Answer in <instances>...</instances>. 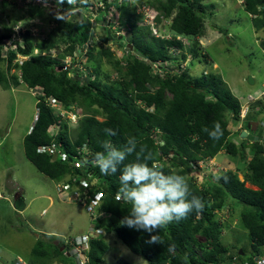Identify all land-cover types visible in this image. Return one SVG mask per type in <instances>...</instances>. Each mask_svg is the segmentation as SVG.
Here are the masks:
<instances>
[{
	"label": "trees",
	"instance_id": "1",
	"mask_svg": "<svg viewBox=\"0 0 264 264\" xmlns=\"http://www.w3.org/2000/svg\"><path fill=\"white\" fill-rule=\"evenodd\" d=\"M100 1L104 4V10L98 20L102 21L108 11L115 14L119 25L125 27V33L121 32L122 38L126 37L125 40L133 45V53L123 64L114 61L113 67L119 74L118 79L102 83L99 73H96L92 79L89 74L87 84H82L80 78L67 76L68 70L62 69L61 60L65 55L73 54L77 45L82 47L86 42L87 59H95V54L90 50L94 44L88 41L89 23L84 13H88ZM204 1L138 0L140 5L147 4L170 19V39L152 37L153 40L145 41L144 36L151 31L146 26L143 31L144 26L137 25L136 5L130 4L128 0L120 3L118 0H87L86 3L77 0L76 6L82 7V11L79 16L71 19L72 24L67 33L70 40L62 44L64 52L57 48L55 56L43 54L56 48L49 39L51 32L43 40L34 42L30 32L26 31L21 37L22 45L16 42L15 49L22 55L30 56L21 64H13L16 51L10 50L6 54L2 51L3 39L9 38L10 34L0 36V62L6 59L7 63L5 72L0 68V85L7 89L20 84L17 74L10 78L8 76V72L15 67L20 70L23 83L29 88H38L41 93L36 104L37 119L23 139L27 159L41 173L60 181L72 170L75 146L87 143L93 159L95 152L102 151L99 141L108 140L117 148H123L126 139L134 136L138 146L146 145L153 152L154 159L149 162L150 166L155 163L166 174L175 172L183 175L190 192L202 200L204 207L199 214L193 210L186 219L172 221L158 232L163 243L149 244L146 242L150 238L149 233L120 223L129 214L131 205L117 198L119 171L115 175H104L96 165L85 166L96 178L95 182L90 180L85 187L89 197L102 190L100 209L111 213L110 218L97 220L95 226L114 234L132 253L148 264H231L234 256L240 261L237 264H257L256 258L259 259L264 249V145L253 144L250 147L251 151L255 146L251 152L253 156L245 162L247 141L242 139L237 145L233 137H230L229 121L239 120L240 103L218 73L203 70L197 77H192L186 68L179 74L163 65H160L164 71L161 75L150 73L151 63L177 59L178 50L183 49V44L176 35L194 37L202 33ZM6 2L9 3V0H2L0 6ZM74 6H69L67 0H64L60 8L64 11ZM243 8L247 13L255 15L252 20L255 31L264 29V0H243ZM29 9L31 18L44 19L45 8L41 4L32 2ZM156 20L160 22L158 17ZM100 38L108 42L112 37L107 33L100 35ZM259 45L264 49V39L260 40ZM200 47L201 44L196 40L194 46L189 48L191 65L194 59H200ZM34 48L39 49L38 55L31 54ZM108 49L102 53L111 56ZM202 55L204 58L209 57L205 53ZM181 59H186L185 53L181 54ZM49 97L63 107L81 106L86 114L74 131L61 124L62 128L56 137V143L73 156L72 162L69 159H52L38 150L40 146L52 141L48 128L58 119L46 105ZM263 110L262 102L251 108L253 112L247 113L244 128L247 129L248 120H256ZM214 122H219L223 130L219 140L211 139L202 130L204 127L211 129ZM257 133L255 131L252 134ZM222 149L232 156H239L244 163L241 170L243 181L234 171L227 169L219 175L227 179L213 182L205 178L201 186L197 185L195 177L190 174L193 172L192 162L212 158ZM134 159V155L128 157L129 161ZM75 173L79 172L76 170ZM236 206L240 210V224L247 230L250 239L249 247L241 248L242 253H239L238 247L223 243L222 230L230 223L220 220L218 216L219 212L230 213L231 209L230 215L233 217ZM170 244L175 245L174 252L168 251ZM197 248L201 250L199 255ZM107 250L108 244L102 237L91 239L87 252L89 263L101 264ZM53 261L74 264L71 256L65 250H60L58 244L38 238L28 259L29 264H51Z\"/></svg>",
	"mask_w": 264,
	"mask_h": 264
},
{
	"label": "rangeland",
	"instance_id": "2",
	"mask_svg": "<svg viewBox=\"0 0 264 264\" xmlns=\"http://www.w3.org/2000/svg\"><path fill=\"white\" fill-rule=\"evenodd\" d=\"M43 1V7L45 8L44 19L30 17L29 8L31 0H9V3L2 4L0 6V35L8 32V27H11V24L14 29L12 38L16 39L28 30L33 41L36 42L43 40L51 32L49 34L50 42H54L55 47L60 52H64V45L62 44H64V41L70 40L67 33L72 24L71 19L74 16L80 15L82 7L76 6V4V7L72 5L74 8H70L71 11L67 16V21H64L54 18L58 10L56 6L57 1ZM242 4L243 0H205L203 2L205 10L203 14V30L206 28L205 33L206 35L210 34L212 40H205L206 38L198 39L201 44V50L198 51L201 54L198 57L200 59H194V64H189L186 69L192 77H197L203 70L207 73L214 72L220 74L233 95L240 102L244 103L249 98L253 100L254 95L257 96L264 91V49L262 50L259 45L260 40L264 39V29L255 31L253 21L242 7ZM135 8L136 13L139 11L144 12L139 3ZM59 10L63 11L60 7ZM91 13H94V8L90 10V13H84V16H86L89 23V40L91 44H94L90 50L95 54V59L86 60V50L84 49L81 51L83 57L80 56L79 58V66L83 67V62L86 61L84 72L87 71L92 77H95L96 73H99L101 82L107 84L119 78V74L113 67L114 61L118 60L122 64L124 58L128 59L131 57L133 46L130 47L128 45L131 43L125 40L126 37L124 38V42L116 39L115 41L104 43L100 35L110 34V31L112 34L114 32L115 34H120L121 27H119L120 25L113 13L108 14L109 16L104 22H96ZM108 18L110 21H108ZM159 19L160 22L157 26L156 34L161 35L160 31H166L167 34L165 36L169 38V24L167 20H164L161 16H159ZM169 21L170 19H168ZM109 23L111 25L108 26ZM102 24H105L108 28L104 30V28H101ZM146 24L147 19L144 18V14L142 15V19L138 17L137 25L144 26L142 27L143 31ZM202 34L204 33L202 32ZM152 37H155V35L150 32V34L144 36V40L148 42L153 40ZM185 38V46L178 52L177 59H173V62H163L164 66L171 70H178L182 69V66L188 60H191L188 51L191 45L194 46L195 37ZM105 49L111 52V56L102 53ZM37 51V49H34L33 54H38ZM182 53H187V59L183 62L181 59ZM204 53L209 55V57H202ZM24 58L20 57V60H24ZM76 58L72 59L71 66L73 68L76 66L73 64ZM177 61L181 64H178ZM159 64L161 62H158L156 67L152 68L154 73L164 72L159 69ZM6 66V59H4L0 62V68L5 72L7 70ZM14 72V70L8 72L9 78ZM76 72L77 68L73 71L69 70L67 76L74 79L77 77ZM248 76L252 77L253 83L247 80ZM86 83L87 81H84V84ZM36 102V91L29 89L26 84L12 85L7 89L0 85V264H15L18 257H22V259L28 261L37 239L51 241L50 233L53 231H56L57 233L54 234L61 236V239L62 237L74 239L80 234L88 233V231L85 232L88 225L86 210L77 202H71L68 205L64 204L63 200L67 199L58 197L54 180L41 173L28 161L24 154L22 138L34 122ZM257 104L258 102L255 101L246 105L249 106V111L251 112V108L256 107ZM79 108L83 112L82 108ZM263 117L260 115L257 119L260 120ZM238 123L235 124L234 120L230 125L231 137H233L237 145L241 142L237 134L242 129L238 127ZM243 124L245 122L242 123V126ZM75 125L74 123H70L69 126L73 128ZM261 130L262 127L260 126L258 133L251 135L257 138L260 137ZM250 131L248 130V133ZM255 139L249 138L248 146H252L251 144H253ZM248 149L250 150V148ZM252 150L247 153L248 157ZM223 152L221 150L215 157L205 162L199 161L194 166L195 169L190 174L195 177L197 185L201 186L205 178L216 182L217 180L214 176L220 175L222 170H235L238 168V165H243L238 156L232 157ZM89 163L91 164L90 161ZM76 170L79 172L77 177L80 175L84 179L90 176L86 172L81 173V170H83L81 164L75 165L71 173ZM88 178L89 180H94L93 176ZM66 192L67 189L64 193ZM22 198L25 206L27 205L23 211L17 209L15 206ZM230 205H233V203L230 202ZM236 207L233 217L230 215L231 209L230 213L224 211L219 214L220 220H226L230 223L228 227L223 228L221 239L227 246L234 245L240 250L242 247H249L250 239L247 230L243 229L240 224V210L239 206ZM73 220L78 222L77 229L71 230ZM100 236L108 244V250L104 254L101 264H148L144 259L132 253L114 234L101 232ZM249 251L250 249L248 248ZM200 252V248H197L198 255ZM51 264L61 263L53 261Z\"/></svg>",
	"mask_w": 264,
	"mask_h": 264
},
{
	"label": "clouds",
	"instance_id": "3",
	"mask_svg": "<svg viewBox=\"0 0 264 264\" xmlns=\"http://www.w3.org/2000/svg\"><path fill=\"white\" fill-rule=\"evenodd\" d=\"M21 1H25V0H21ZM32 2H36V0H31V3ZM80 2L86 3L87 0H80ZM1 3H2V1H1ZM36 3H39L43 6L44 1L40 0V1H37ZM63 3H64V0H57V9L58 10L56 11L54 18L67 21V16L70 13L71 9L68 8L65 11H60L59 7ZM67 3L69 6H72V5H75L77 3V0H67ZM130 4L138 6V0H130ZM143 5H145L147 8H149L150 14H152V13L154 14V18L152 19L153 24L151 25V23H149V21L147 19L146 27L155 35V37H162L165 39H170L172 36V31H169V29H168V33L170 34L169 38H167L165 36V34H167L166 31L161 32L159 30L161 35L158 34L159 35L158 36L156 34L157 33V26L159 24L156 19H157V17L159 18V16H161L164 20H167L168 24H170V21L168 22V19H166L164 17V15H162L161 12L151 9L147 4H141V7ZM242 7H243V4H242ZM135 12H136V8H135ZM141 14L143 15L144 12L139 11L136 13V15L142 19ZM250 15L252 18L255 17V15H253V14H250ZM10 26L11 27H8V32H6L5 34L3 33L0 36H4V35L6 36V34H10L9 38L3 39V44H5L6 40L12 39V43L14 46H11L8 49L3 50V45H2V51L4 54L9 52L10 50L16 51V49H15L16 42H19L22 45V41H21L22 35H21V37L18 36L17 39L12 38V34H14V29H13L12 24ZM119 27H121V25ZM101 28H104V30H106V28L104 26H101ZM98 29H99V27H98ZM123 29L124 28L121 27L120 34L117 36L114 33L112 34L110 31V36L112 38L109 41H115L116 39H118L120 42L123 41L124 39L122 38V35H121V32H124ZM89 33H90V31H89ZM185 37H193V36L176 35V38L178 40L182 41L183 47L185 46V42H184L186 40ZM194 37H195V41L198 40L197 36H194ZM88 41L90 42L89 36H88ZM119 41H117V42H119ZM104 43H107V42H104ZM128 43H130V42H128ZM128 45H130V44H128ZM87 46H88V42L84 43L82 45V47L77 45L73 54H67V55H65L64 59L62 58V60H61L62 65H63L62 69H67L69 72V70L73 71L75 68H77V72L75 73L77 77L74 79L80 78L82 80L81 81L82 84H84V81H86L88 76H90L89 75L90 73H87V71L84 72V69H86V67L84 66L86 61L83 62V67L79 66L80 65L79 64V61H80L79 58H80V56L83 57V55L81 54V51L84 49L87 51V49H88ZM131 46H133V45L131 44ZM105 47H108V46H105ZM34 49H37L38 50L37 53L39 54V49L38 48H34ZM127 50H129V49H127ZM56 52H57V48H53V49H50L49 51L43 52V54H50L51 56H55ZM178 52H179V50H178ZM31 54L34 55L33 51ZM38 54H36V55H38ZM138 54H139V52H138ZM185 54H187V53H185ZM15 55H16V57L12 61L13 64H16V63L21 64L24 60H27L30 56V55H22V54L18 53V51H16ZM189 55L192 58L191 54H189ZM20 57H25V58H24V60H20ZM75 57H77V58L73 64H75L76 66H74V68H73L71 66V63L73 62L72 59L74 60ZM68 58H70L69 65H67V62H66V60ZM87 58L88 57L86 55L85 59L88 60ZM125 59L126 58H124V61H125ZM186 59H185V61H186ZM124 61L122 62V64L124 63ZM158 62H161V64L158 65V67L160 69V65H163L162 64L163 62H173V61L172 60H170V61L158 60L157 62L151 63L150 73L153 75L154 74H158V75L160 74L161 75L162 73H164V72L154 73L152 71L154 64H157ZM190 62L191 61L188 60L186 62V64L184 66H182L183 67L182 69H178L176 71L179 74H181L185 70V68L187 66H189ZM178 64H181V63L179 62ZM12 70L15 71L12 74L18 75L20 84L23 83V81L21 80L20 70L18 68H15V67H13L10 70V72ZM172 71H174V69H172ZM91 78H93V77L91 76ZM29 89H31V90L34 89L36 91L37 102H38V97H40V95H41L38 88H29ZM235 98L238 100V102L240 103V107H241L240 114H239V120H238V121H240V120L241 121L238 123V121L235 120V124L238 123V127L242 128L238 132L237 137L240 139V141L242 139H245L247 141V146L245 148V156H246L245 162H246L253 156V154H250L249 157L247 156V153L250 152V150L248 148L251 147V146H248V144H249L248 139L249 138L250 139L256 138L254 140L253 144L259 143V144L264 145V138H263L264 137V131H263L264 130V117L261 118L260 120L257 119V118H259L260 115L264 116V110L262 113L259 114V116L257 115L256 120H248L247 125H246L247 129H245L244 128L245 126H244V124L242 126V123H244V122L246 123L245 117L249 111V106L246 104L253 103L255 101L260 102V103L262 102L264 104V91H262L257 96L254 95L253 100H251L250 98H249V100L247 99L244 102L246 104L240 102L236 96H235ZM37 102H36V104H37ZM52 103H56L58 108L53 107ZM46 105L49 107V109L51 110L53 115L56 116L58 119H55L54 120L55 122L52 125H50V127L48 128V134L52 137V141L47 145L40 146L38 148V150H39V152L48 155L52 159H58V160L69 159L70 162H72L71 157H73V156H71V154L69 152H67L64 148H62L61 146H59L56 143V137L59 135V132L62 128L61 124H65L70 131H74L73 129L77 128V125H79L80 120L86 114H85V112L81 106L71 105L69 107H63L56 100H54L52 97H49L46 99ZM35 107H36V105H35ZM79 107L82 108L83 112L80 110ZM244 108H245V110H244ZM60 110L66 111V112L64 114H61ZM37 115H38V108L36 107V114H35L34 122L37 119ZM71 115H74V117H71ZM99 120H101V119H99ZM251 121L257 122L254 130L252 129V125H249V123ZM34 122L30 126V128L28 129L26 134L31 131V129L34 125ZM231 122H233V120ZM231 122L229 121V129H230ZM70 123L76 124L75 127L70 128L71 127V126H69ZM260 126L262 127V130L260 131V134H261L260 137L257 138V137L251 136L252 132L258 131ZM202 130L204 132H206L209 135V137L213 140H219L221 138V136L223 135V130H222L219 122H214L213 127L211 129H209L208 127H204ZM248 130H251L252 132L250 131V133H248ZM108 131L111 132V130H108ZM243 131H245V133H246L245 136L241 135ZM111 134L115 135L114 132H111ZM231 135H232V133H231ZM231 135H230V137H231ZM24 136L22 139H24ZM99 144H100V147L102 148V151L95 152L93 154V159L91 158L92 151L90 150L89 145L87 143H83L81 145L75 146L76 152L74 154L75 161L73 163V167L75 165L77 166V164H81L82 169H83V170H81V173L86 172V174L90 175L88 177H92L93 174H92V172L87 171V168L85 169V166L91 167L93 165H96L99 168L100 172L104 175H109V174L115 175L119 171V176H118L119 188H118L117 198L121 199V200H123L126 203L131 205V208L128 210L129 214L124 216L123 219L120 221V223L122 225H126L129 228H133L136 230H143V231L149 233L150 238L146 241L147 243H149V244H162L163 241L161 240L160 236L158 235V232L164 226H166L167 224L171 223L174 220L179 221L182 219H186L187 216L193 210H195L197 212V214H199L203 210L204 205H203L202 200L198 196L193 195L190 192L189 185H188V182L185 179V177L183 175L177 174L175 172H170V173L166 174L160 168V166H158L155 163H152L150 166L149 162L154 159L153 152L148 150L146 145L140 144L138 146V141L136 140V138L134 136H129L126 139V143L123 146V148H117L114 144H112L108 140L99 141ZM253 144H251V145H253ZM52 145H55L57 150L54 152H49L48 148H50V146H52ZM82 145H86V147H87V160L86 161L83 160V155L80 151V147ZM22 146L24 148L23 140H22ZM222 150L226 154L230 155L224 149H222ZM59 151H60V153H59ZM24 154H25V151H24ZM133 155L135 156V159L129 161L128 157L133 156ZM230 156H232V155H230ZM232 157H236V156H232ZM238 158L240 159L239 156H238ZM209 159H211V158L198 159V160L192 162L193 171L195 169L194 166L197 165V163L199 161L205 162ZM89 161L91 162V164L89 163ZM85 162H87V163H85ZM243 165H244V163H243ZM243 165H238L237 166L238 168H236L235 170L234 169L232 170L237 174L238 178L242 181L244 179L242 171H241L242 168L244 167ZM225 170H222V171H225ZM78 174L79 173H75V171H74L73 173L70 172L69 174H67L66 177L60 181L54 180L55 188H56L58 195L62 198H66L67 199L66 201H68V202H77L75 200V194L77 192H81L82 194L85 193L89 197L88 190H86L85 187H87L90 180L88 177H85L84 179H82L80 175H79V177H77ZM93 178H94V180H92V181L95 182L96 178L95 177H93ZM214 178L216 180H219L221 178L227 179V177H220L219 175H215ZM51 180H53V179H51ZM82 182H85L86 185L82 184ZM246 185L251 186L248 183H246ZM82 186L84 188H82ZM66 189H67V192L64 193V191ZM101 192H102V190L97 192L93 197L88 198L89 201L93 202L92 199H94L95 196L100 194V201L98 203H95V207H94V211L97 215V217L95 219H93L89 215L86 207H84L82 204L77 202L86 210L91 221L93 222V224L87 230L88 233L81 234V235L75 237L74 239L63 238V237L61 239V236H57L55 234H50L51 239H52L51 241L58 244L60 246V250H65V253L68 256H71V259H73L72 260L73 263L75 262L74 264H90L88 256H87V252L89 249V242L91 239H94L96 237H101L100 236L101 232H105L102 229H98L95 226V223L100 218L106 219V218L111 217V213L102 211L100 209L101 200H102L101 199L102 198ZM18 204H19V202H18ZM219 214H220V212L218 213V216L221 219ZM153 233H155V234H153ZM85 236H89L88 239L83 241V246L85 249L80 254H77V255L73 254L74 248H73L71 242L75 239H78V238L83 239ZM174 250H175V245L170 244L168 246V251L174 252ZM263 255H264V249H263V253H262V255H260L259 259H258V257L256 258L257 264H264V262H263L264 256ZM238 262H240L238 257L234 256L232 258L231 264H237ZM15 264H29V263L25 259L18 257L17 262H15ZM243 264H247V262H243Z\"/></svg>",
	"mask_w": 264,
	"mask_h": 264
},
{
	"label": "built area",
	"instance_id": "4",
	"mask_svg": "<svg viewBox=\"0 0 264 264\" xmlns=\"http://www.w3.org/2000/svg\"><path fill=\"white\" fill-rule=\"evenodd\" d=\"M121 1H122V0H118L119 3H120ZM111 7L113 8V5H112ZM141 8L144 10V18L148 19L149 23H151V25H152V24H153V23H152V19L154 18V14H153V13L150 14V10H149V8H147L145 5H143ZM103 10H104V4H103V2L100 1V2L96 3V5H95V7H94V13H91V15L95 18L96 22L99 21V20H98L99 15H100V14L103 15ZM88 13H90V11H89ZM110 13L112 14V12L108 11V13L105 15L106 17L103 18V19H101V20H102L101 22H104V20L107 19V17L110 15ZM108 14H109V15H108ZM91 20H92V19H91ZM108 21H110L109 18H108ZM109 25H111V24L109 23L108 26H109ZM102 26H104L105 28H108L107 26H105V24H102ZM117 32H118V31H117ZM119 33H120V32H119ZM114 34H115V32H114ZM115 35L117 36V35H119V34H115ZM11 46H14L13 43H12V39H11V40H6V41H5V44H3V50H6V49H8V48L11 47ZM69 60H70V58H68V59L66 60L67 65H69ZM154 67H156V64H154ZM52 106L58 108V106H57L56 103H52ZM65 112H66V111H61V110H60V113H61V114H64ZM71 117H74V115H71ZM56 150H57V148H56L55 145H52V146H50V148H48V151H49V152H54V151H56ZM80 151H81V153H82V155H83V160L86 161V160H87V147H86V145H82V146L80 147ZM59 153H60V151H59ZM82 184L86 185L85 182H82ZM88 198H89L88 195L85 194V193L82 194L81 192H77V193L75 194V200H76L77 202H79L80 204H82L84 207H86V209H87L89 215H90L93 219H95V218L97 217V215H96V213H95V211H94V207H95V203H98V202L100 201V194H98L97 196H95L94 199H92L93 202H92V201H89ZM88 238H89V236H85L83 239H79V238H78V239H75V240H73V241L71 242V244H72V246H73V248H74L73 254L77 255V254H80V253L83 252V250L85 249L84 246H83V241L86 240V239H88ZM85 251H86V250H85ZM85 251H84V252H85ZM263 262H264V261H263Z\"/></svg>",
	"mask_w": 264,
	"mask_h": 264
},
{
	"label": "crops",
	"instance_id": "5",
	"mask_svg": "<svg viewBox=\"0 0 264 264\" xmlns=\"http://www.w3.org/2000/svg\"><path fill=\"white\" fill-rule=\"evenodd\" d=\"M239 2V1H238ZM248 16L250 17V19H252L253 20V18L251 17V15L248 13ZM204 34H200L199 36H197V38L199 39V40H201L202 38H206L205 40H212V36H210V34H208V35H206V28H205V30H203L202 31ZM23 140V139H22ZM24 149V148H23ZM58 194V193H57ZM42 196H45V195H42ZM58 197H60L59 195H58ZM63 203L64 204H67L68 205V203H71V202H68V201H66V200H63ZM21 206H20V205ZM19 204L17 203L15 206H16V208L17 209H20L21 211H23V210H25V208L27 207V205L25 206V202H24V200H23V198L19 201ZM24 204V205H23ZM86 214H87V217H88V225H87V227L89 228L92 224H93V222L92 223H90V221H91V219H90V217H89V215H88V213L86 212ZM77 221H75V220H73L72 221V223H71V226H72V229L71 230H73L74 228L75 229H77L76 228V226H77ZM86 227V231L88 230V228ZM85 231V232H86ZM54 233H57L56 231H53V232H51L50 234H54ZM77 234V233H76ZM78 235V234H77ZM81 235V234H80ZM79 236V235H78ZM19 258H22V257H19Z\"/></svg>",
	"mask_w": 264,
	"mask_h": 264
},
{
	"label": "water",
	"instance_id": "6",
	"mask_svg": "<svg viewBox=\"0 0 264 264\" xmlns=\"http://www.w3.org/2000/svg\"><path fill=\"white\" fill-rule=\"evenodd\" d=\"M76 31H77V29H75V32H76ZM129 46L131 47V44H130ZM247 80H248L250 83H253V82H254L251 76H248ZM256 124H257V122H255V121H251V122L249 123V125H252V129H253V130L255 129ZM245 134H246L245 131H243L241 135H242V136H245ZM239 253H242V250H241V249L239 250Z\"/></svg>",
	"mask_w": 264,
	"mask_h": 264
},
{
	"label": "bare ground",
	"instance_id": "7",
	"mask_svg": "<svg viewBox=\"0 0 264 264\" xmlns=\"http://www.w3.org/2000/svg\"><path fill=\"white\" fill-rule=\"evenodd\" d=\"M205 168V167H204Z\"/></svg>",
	"mask_w": 264,
	"mask_h": 264
}]
</instances>
